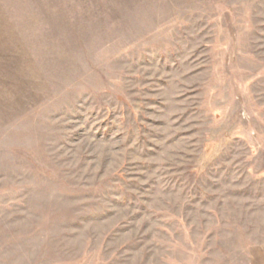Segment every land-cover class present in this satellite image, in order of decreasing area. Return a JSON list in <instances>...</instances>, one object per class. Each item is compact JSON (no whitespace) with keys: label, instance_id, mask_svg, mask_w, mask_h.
<instances>
[{"label":"rangeland","instance_id":"374dc122","mask_svg":"<svg viewBox=\"0 0 264 264\" xmlns=\"http://www.w3.org/2000/svg\"><path fill=\"white\" fill-rule=\"evenodd\" d=\"M0 264H264V0H0Z\"/></svg>","mask_w":264,"mask_h":264}]
</instances>
